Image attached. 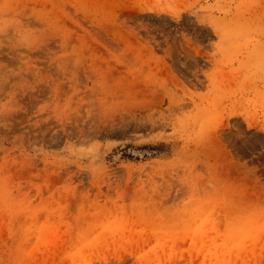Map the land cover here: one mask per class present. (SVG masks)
Masks as SVG:
<instances>
[{"label":"rangeland","instance_id":"rangeland-1","mask_svg":"<svg viewBox=\"0 0 264 264\" xmlns=\"http://www.w3.org/2000/svg\"><path fill=\"white\" fill-rule=\"evenodd\" d=\"M0 264H264V0H0Z\"/></svg>","mask_w":264,"mask_h":264}]
</instances>
